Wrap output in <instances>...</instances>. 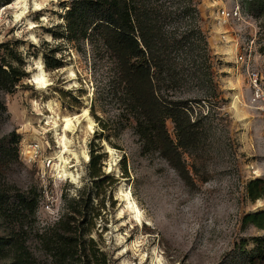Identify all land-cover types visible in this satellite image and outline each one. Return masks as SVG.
<instances>
[{
	"label": "rangeland",
	"instance_id": "rangeland-1",
	"mask_svg": "<svg viewBox=\"0 0 264 264\" xmlns=\"http://www.w3.org/2000/svg\"><path fill=\"white\" fill-rule=\"evenodd\" d=\"M10 1L0 5V68L21 78L11 93L4 88L16 79L0 82V147L11 133L21 138L18 154L11 148L0 160V195L17 187L37 202L35 214L23 211L35 264H54L38 234L67 231L95 254L72 264H264V228L246 221L264 212V198L249 197L250 185L264 182V0H194L224 100L199 103L205 92L196 85L178 93L204 122L202 143L183 153V166L143 153L101 36L72 40L67 13L83 0ZM247 66L260 75V100ZM92 153L103 157L97 179ZM64 167L70 175L60 178ZM20 226L0 218V237Z\"/></svg>",
	"mask_w": 264,
	"mask_h": 264
},
{
	"label": "trees",
	"instance_id": "trees-1",
	"mask_svg": "<svg viewBox=\"0 0 264 264\" xmlns=\"http://www.w3.org/2000/svg\"><path fill=\"white\" fill-rule=\"evenodd\" d=\"M10 2L0 0V5ZM67 22L72 40L86 37L89 31L100 35L118 65L116 78L143 153L160 151L181 165L183 153L199 148L202 143L204 122L194 118L192 101L178 93L196 85L205 92L199 103L224 100L218 63L201 28L200 12L194 0H83L71 7ZM14 71L11 66L7 70L0 68V82L16 79L4 88L6 93H11L20 82L17 74L12 75ZM6 112L0 100V120ZM169 121L174 125L177 142L169 133ZM20 138L16 133L4 138L0 160L8 156L11 148L18 154ZM102 159L100 155L91 154V178L102 176L97 170ZM5 185L9 186L6 179ZM11 188L0 195V218L21 226L13 227L15 231L19 229V233L12 237H0V258H9L8 264H35L37 259L27 244L28 229L24 226L23 211L35 214L37 202L20 193L17 187ZM249 192L253 202L264 198V182L254 181ZM14 204L15 208H6ZM246 221L264 228V212L248 215ZM61 223L63 220L58 224ZM67 232L38 234L54 264H72L82 257L95 256L80 237ZM257 247L262 257L263 239H257Z\"/></svg>",
	"mask_w": 264,
	"mask_h": 264
},
{
	"label": "built area",
	"instance_id": "built-area-1",
	"mask_svg": "<svg viewBox=\"0 0 264 264\" xmlns=\"http://www.w3.org/2000/svg\"><path fill=\"white\" fill-rule=\"evenodd\" d=\"M223 15L226 19H229V18L235 19L236 17H238L239 14L237 12L226 13L225 11H223ZM240 60L242 61V63H247L244 56L240 57ZM246 72H247V76H248L249 85L252 88L253 93H254V100L262 99L263 98V89H262L261 79H260L259 73L255 72V71H251L248 66H247Z\"/></svg>",
	"mask_w": 264,
	"mask_h": 264
},
{
	"label": "bare ground",
	"instance_id": "bare-ground-1",
	"mask_svg": "<svg viewBox=\"0 0 264 264\" xmlns=\"http://www.w3.org/2000/svg\"><path fill=\"white\" fill-rule=\"evenodd\" d=\"M36 84L39 87L43 86V84H41L39 81H37ZM85 114H87V111L85 112ZM64 122H66V125H65V128H64V132L66 133V131L72 130L71 129L72 128V119L67 117V118L64 119ZM64 138L65 137H63V140H62V147L64 148V150L60 151L59 154H58V159H60L61 161L64 159V154L68 151L67 146L65 144V139ZM87 160H88V158H87ZM65 164H66V162H65ZM58 175L60 176V178L69 177L70 173L66 170V167H64L61 171L58 172ZM131 213L133 214L134 212L131 211Z\"/></svg>",
	"mask_w": 264,
	"mask_h": 264
}]
</instances>
